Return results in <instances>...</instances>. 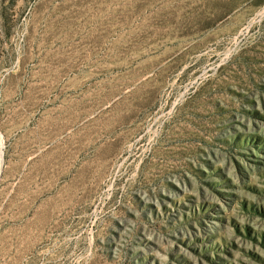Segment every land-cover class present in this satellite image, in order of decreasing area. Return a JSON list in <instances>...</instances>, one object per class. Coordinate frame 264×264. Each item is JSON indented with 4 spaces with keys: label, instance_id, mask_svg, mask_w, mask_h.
I'll return each mask as SVG.
<instances>
[{
    "label": "rangeland",
    "instance_id": "1",
    "mask_svg": "<svg viewBox=\"0 0 264 264\" xmlns=\"http://www.w3.org/2000/svg\"><path fill=\"white\" fill-rule=\"evenodd\" d=\"M0 264H264V0H0Z\"/></svg>",
    "mask_w": 264,
    "mask_h": 264
}]
</instances>
